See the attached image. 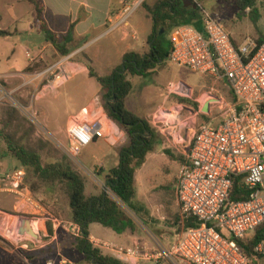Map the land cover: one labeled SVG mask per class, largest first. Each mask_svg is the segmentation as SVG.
Segmentation results:
<instances>
[{"label":"built area","instance_id":"built-area-1","mask_svg":"<svg viewBox=\"0 0 264 264\" xmlns=\"http://www.w3.org/2000/svg\"><path fill=\"white\" fill-rule=\"evenodd\" d=\"M145 2L123 0L121 8L108 19V31L129 28L132 16ZM201 22L203 31L190 25L174 31L167 62L227 84L235 99L219 97L208 114L180 105L185 112L182 122H171L162 113L152 117L151 125L168 140L170 148L184 157L176 183L180 231L168 248L151 250L140 243L123 248L112 242L99 243L124 264H264V241L254 247L251 257L238 244L240 240H252L264 225V42L248 39L236 44L226 25L204 7ZM0 93L14 100L3 77ZM172 93L191 98L175 90ZM27 112L33 124L41 125L35 114ZM202 115L209 121H203ZM110 125L113 122L106 116L88 110L75 115L68 128L67 155L78 160L92 143L118 137ZM26 179L24 168L0 167V195L15 197L17 212L36 213L31 224L39 236L50 224L80 237L81 228L75 223L52 214L37 216L41 203L33 197ZM237 180L249 192L243 201L230 197ZM1 215L9 217L0 210ZM188 221L194 226L186 227ZM26 240V235L15 237L22 250L31 251Z\"/></svg>","mask_w":264,"mask_h":264},{"label":"rangeland","instance_id":"rangeland-1","mask_svg":"<svg viewBox=\"0 0 264 264\" xmlns=\"http://www.w3.org/2000/svg\"><path fill=\"white\" fill-rule=\"evenodd\" d=\"M202 6L226 25L231 36L238 43H243L248 39L254 41L264 40V0H257L256 7L259 18L256 23L253 22L251 10L249 9L242 13V16H239L236 0H210L207 5L203 2ZM34 21L35 10L31 4H17L15 9H11L4 2L0 3V24L7 31L14 32L23 25L22 22L29 24ZM173 33L174 31L167 33L168 40L171 41ZM37 35H40L41 38H38L36 35L27 34H14L8 38H0V75L12 71L13 68L15 70L24 69L29 65L32 58L39 56V48L41 46L39 44L44 43L45 38L42 34ZM63 61L67 63V59L65 58ZM59 64L63 65L62 63ZM47 66L48 64H45V70L48 69ZM48 81L49 74L44 81V85H47ZM92 81L98 86V82L95 79ZM82 84L83 79L76 78L66 86L61 87L57 92H54L52 96L48 97L46 95V98L43 100L44 103H48L50 112L54 114L58 125L65 123L69 112H78L85 103L86 95L75 94L76 88L81 87ZM132 84L134 86L133 93L137 98L136 112L139 116L151 113L150 116L145 118L149 121L152 120L154 115L162 113L171 122H182L185 112L179 109V106H191L190 103L184 102V100H189L195 104L192 106L193 109L197 111L201 109L204 114H207L204 108L210 97H223L227 100L232 98L227 84L217 82L212 78H205L188 68L174 66L169 64V62L159 66L157 73L152 77H136ZM85 88L91 91L90 86H86ZM6 90H8L7 87ZM173 90L176 93H184L185 96L188 95L191 98L173 94ZM41 97H43V94H41ZM164 101L165 104L162 109H158L155 112L154 110L160 104L163 105ZM216 101V99L210 101V109L211 105ZM54 105L55 108L53 107ZM7 107H12L19 111L20 119L25 122L21 124L22 126L17 123L11 130L5 128L4 121L7 117ZM27 111L35 114L41 125L36 126V124H33ZM103 116H106L112 122L105 111ZM202 120L204 121L205 118ZM29 124L36 130L35 134H32V139L35 140L42 137L50 141L55 149L61 152V154L66 155L75 168L84 175L87 181L86 192L88 196L104 191L108 192L105 178L103 177V166L98 164V162L104 160L106 155H117L110 148L111 144L109 146L105 140L96 141L83 150L78 160H73L65 151V148L68 146L67 136L55 134L45 126L37 105L32 103V99L27 101L21 96H14V100H9L5 98L4 94L0 93V131L6 130L7 134L17 132L21 137L30 133L31 126ZM110 130L114 132L113 125H110ZM158 134L161 137V144L155 150L157 153L151 157L145 170L139 169L138 172L140 189L138 188L137 191V199L145 207L148 214V225H144L137 215L120 203L125 214L134 221L136 227L139 229L138 231L141 232V238L144 242L149 243L148 248L151 250L170 247L177 239L180 231V224L177 219L180 214V207L177 201L176 183L179 167L182 162L177 158L171 160L165 152L171 151L174 157H181V155L176 150L170 148L168 140L163 135ZM7 148L5 139L0 137V167L4 170L19 167L20 164L16 159L7 156ZM42 155L45 162L51 160L47 150ZM30 182L35 183L36 181L32 179ZM65 203H67V197L59 194L56 190L50 204L52 207L51 214L59 217V212L64 211ZM0 210L9 215V217L0 216V264H26L25 262L31 260L32 256H34L33 253L31 254V252L22 250L20 245L15 243V237L17 238V236L21 235L20 232H22L24 224L20 216H25V214L15 212V199L8 195H0ZM39 240L41 244L45 242V239H41V237ZM30 246L33 247L32 243H30ZM43 253L45 262L52 261L56 256V252L51 248L45 249ZM75 258V263L89 264L83 261L82 256L77 253L74 255Z\"/></svg>","mask_w":264,"mask_h":264},{"label":"trees","instance_id":"trees-1","mask_svg":"<svg viewBox=\"0 0 264 264\" xmlns=\"http://www.w3.org/2000/svg\"><path fill=\"white\" fill-rule=\"evenodd\" d=\"M37 13L38 30L61 56L71 54L73 48L69 42L73 36L74 26L67 34H56L48 26L45 20V8L38 0H29ZM209 0H158L151 7L144 3L148 16L153 20V30L148 40L149 49L145 53L128 52L123 57L122 63L106 75H100L93 60L86 54H82V60L89 70V76L94 78L101 87L99 96L100 104L113 123L118 125L127 135L126 144L119 152V163L115 168L106 172L105 184L108 190L98 195H87V181L84 175L78 171L69 158L58 152L54 145L40 137L32 139L36 130L30 124V133L19 136L17 132L8 133L0 131V137L5 139L8 146L7 156L16 159L20 166L27 172L26 184L33 194H41L52 200L55 191L67 197L71 219L81 228V236L70 235L74 242L78 255L89 264H124L121 261L104 255L90 240V226L100 224L121 234L126 230L135 231L136 225L123 209H127L137 215L144 225H148V214L137 199L136 173L144 166L148 154L154 152L161 144V137L151 125L150 121L138 116L127 107V98L133 90L130 77L149 78L156 69L164 65L171 55L172 44L167 38V33H172L182 25H190L199 31L203 29L198 25L201 19V7L203 2ZM257 0H236V8L239 16L251 10V18L254 23L258 21L259 14L256 7ZM10 36V32L0 30V38ZM236 44L237 41L234 40ZM264 42V40H259ZM31 70V68H28ZM231 93V92H230ZM232 99H235L231 93ZM184 102L195 105L189 100ZM7 117L4 121L6 129H13L17 123L24 124L20 119V113L12 107H7ZM205 120L209 118L204 115ZM50 154V161H44L42 153ZM165 154L175 160L184 161V157H174L171 151ZM105 174V171H103ZM31 178V179H30ZM35 179V183L30 180ZM112 194V195H111ZM249 192L239 180L235 182L230 193L231 200L243 201ZM180 221L179 216L177 217ZM192 221L186 223V227H192ZM264 241V225L256 232L250 241H238L244 254L253 255L254 247ZM76 258L74 259L75 262ZM78 264V263H76Z\"/></svg>","mask_w":264,"mask_h":264},{"label":"crops","instance_id":"crops-1","mask_svg":"<svg viewBox=\"0 0 264 264\" xmlns=\"http://www.w3.org/2000/svg\"><path fill=\"white\" fill-rule=\"evenodd\" d=\"M43 3L45 8V20L49 28L56 34H67L74 26L73 36L68 43L73 48L70 55L63 57L59 52L45 39L44 43H40V54L36 58H32L29 65L24 69L9 71L6 74H1L0 77L4 78L5 85L8 91L12 92L14 96H21L25 100L32 99V103L37 105V108L41 114L42 121L48 129H51L55 134L66 135L68 138V128L71 119L79 114L83 110H88L93 115L102 116L104 109L102 108L99 99L101 93V87L98 84L96 86L93 83V79L89 76V70L82 60V54H86L90 57L97 72L100 75H106L110 70L122 63L123 57L128 52L145 53L148 51V40L153 30V20L148 16L147 10L142 6L131 18L130 27L113 32H109L107 29L108 19L110 16L117 13L121 8L123 0H38ZM210 1V0H209ZM4 2L7 7L15 9L17 4L25 5L26 3L34 5L29 0H0V3ZM158 0H146L145 4L148 6H155ZM206 5L208 1L205 2ZM35 10V8H34ZM20 28H17L14 32L10 31V36L14 34L19 35H32L41 38L42 34L38 30L37 13L35 11V21L33 23L25 24L22 22ZM198 25L203 29L201 19ZM0 30L7 31L0 24ZM9 32V31H8ZM43 35V34H42ZM8 36V37H10ZM44 36V35H43ZM6 37V38H8ZM45 38V37H44ZM41 40V39H40ZM29 57V55H28ZM56 58V60H55ZM67 59V63L63 60ZM60 59V60H59ZM59 60V61H57ZM57 61V62H56ZM62 63L63 65L59 64ZM45 64H48V69L45 70ZM60 65V66H59ZM31 68V70H28ZM158 68L155 73H157ZM154 73V74H155ZM49 74V81L47 85H44V81ZM76 78H82L83 84L81 87L76 88V95H86L85 103L78 112H69L67 114L64 124L58 125L55 121L54 114L50 112L48 103H44L46 95L52 96L54 92H57L61 87L66 86L72 80ZM136 77H130V81ZM141 78V77H138ZM90 86L91 91L85 87ZM70 91V90H69ZM134 86L131 94L127 98V107L129 110L136 112L137 110V98L133 93ZM47 92V93H46ZM43 94V97H41ZM34 100V101H33ZM166 100V98H165ZM165 101L160 104L154 111L162 109ZM55 108V105L53 106ZM153 111V112H154ZM152 112V113H153ZM148 115H140L142 118H146ZM139 116V115H138ZM113 134L118 135L112 139L105 140L107 144H111L110 148L116 152L117 155H106L104 160L99 161L98 164L103 166L106 172L112 168H115L119 163V152L122 145L127 140L126 133L120 129L118 125L113 123ZM121 142V143H120ZM119 143V144H118ZM118 144V145H116ZM157 152L154 151L148 154L146 163L140 170H145L149 160ZM183 163V161H181ZM181 163V165H182ZM180 165V166H181ZM17 168V167H16ZM180 170V167H179ZM138 172L136 173L137 191L140 189V182L138 180ZM179 172V171H178ZM95 193L94 195H98ZM33 197L40 201L41 208L37 212L38 217H43L46 214H51L52 207L50 206L51 200L43 195H35ZM15 199V212H17V200ZM64 211L59 212V219L74 223L71 219L70 209L67 203L64 204ZM35 212H28L27 217L33 218ZM37 217V218H38ZM41 222H45L44 219ZM44 229V228H43ZM136 227L135 231L126 230L125 232L118 234L110 228H105L100 224H92L90 226V240L95 247L99 248L104 255H111L104 249L100 248V242H112L123 248H131L135 244H144L148 247L149 243L144 242L141 238V232ZM71 234L59 228L58 226H52L49 224L47 230H43L40 234L41 239H45L43 244L34 243L33 241L26 240L32 243L31 254L33 253L31 260H27L26 264H76L74 262V255L77 251L75 249L74 242L71 240ZM147 241V240H146ZM143 242V243H142ZM51 248L56 252V256L52 261L45 262L43 258V252L45 249ZM109 254V255H108ZM148 262H142L146 264Z\"/></svg>","mask_w":264,"mask_h":264},{"label":"water","instance_id":"water-1","mask_svg":"<svg viewBox=\"0 0 264 264\" xmlns=\"http://www.w3.org/2000/svg\"><path fill=\"white\" fill-rule=\"evenodd\" d=\"M212 99H216L218 100L219 97H210L208 100V103L205 105L204 110L207 111V114L210 111V101ZM20 218L23 220L24 224H23V229L22 232H20L21 235H26L27 239L30 241H33L34 243H39V238L40 236L34 231L32 224H31V218L27 217V216H20Z\"/></svg>","mask_w":264,"mask_h":264}]
</instances>
